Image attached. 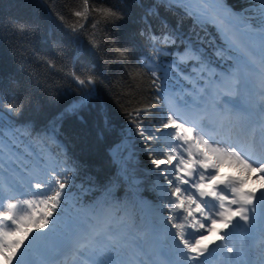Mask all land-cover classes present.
I'll return each mask as SVG.
<instances>
[{
    "label": "trees",
    "instance_id": "1",
    "mask_svg": "<svg viewBox=\"0 0 264 264\" xmlns=\"http://www.w3.org/2000/svg\"><path fill=\"white\" fill-rule=\"evenodd\" d=\"M225 2L237 11L257 3ZM89 5L77 17L85 11L83 0H0V140L31 161H56L55 177L65 182L62 193L75 206L156 199L150 183L153 160L165 158L159 147L165 140L166 86L181 87L201 63L222 72L229 49L219 30L197 22L182 4ZM102 8L123 18L105 20L97 11ZM165 37L175 43H163ZM189 47L199 62L179 61L176 54ZM220 50L226 56L217 55ZM85 97L87 103L76 107ZM9 103L16 106L13 112Z\"/></svg>",
    "mask_w": 264,
    "mask_h": 264
},
{
    "label": "snow or ice",
    "instance_id": "2",
    "mask_svg": "<svg viewBox=\"0 0 264 264\" xmlns=\"http://www.w3.org/2000/svg\"><path fill=\"white\" fill-rule=\"evenodd\" d=\"M161 2L171 5L183 4L185 0ZM208 2L209 0H205V3ZM260 3L262 7L259 9L258 36L260 53L264 60V0H260ZM83 4L85 11H77V17H83L90 9L89 0H83ZM210 4L213 11L227 14L244 28L252 30L249 18L244 13L233 12L225 0H210ZM97 11L105 20L114 22L123 18L122 14L112 8ZM204 12L206 13L207 9ZM203 19L210 17L204 15ZM224 38L229 48L235 47L227 36ZM162 42L174 44L175 40L165 37ZM162 54L169 55L167 52ZM216 54L226 56V50L217 51ZM176 55L182 63L187 60L200 61V56L190 47L185 53ZM193 71L216 74L206 63H201L200 67L194 68ZM240 71L237 63L233 72L222 79L235 80ZM152 76H156L155 71ZM77 80L80 85L86 83L84 79L77 77ZM87 83L94 81L89 78ZM155 86L159 88V85ZM261 89V98L264 100V63L261 65ZM86 103L87 97L76 107H82ZM3 106L0 103V107ZM15 107V104H7L9 112H13ZM163 127L175 130V139L185 146L179 156L174 151L167 156L166 161L153 160L155 168L159 169L162 164L167 163L174 166L175 170L174 177L164 176L171 189L170 195L175 198L169 201L172 204L168 209L170 214L165 215L164 208L161 207L160 215L153 225L157 236L168 240L173 254L179 257L178 260H170L168 264H206L201 257L209 253V245L215 244L217 240L221 242L217 247H222V255L232 253L234 249L229 242L237 234L242 240L252 229L254 222L264 236V120L260 124L259 148L257 149L253 137L247 152L231 145L215 146V142L210 143L206 138L208 133L204 132V127L195 123L189 126L188 122H181L171 110ZM155 131L159 133L161 129L157 128ZM140 135L146 140L152 139L145 131H140ZM173 161H176L175 165ZM225 164L234 168L235 173L224 174L222 168ZM52 179L55 181V187L48 183H35L33 187L37 191L30 193L31 198L15 202L8 200L3 210H0V264H55L51 257L66 246L75 243L87 248L89 241L97 244L118 242L126 230L125 218L117 216L121 206L107 201H101L92 208L81 209L70 219L62 217L59 213L54 216L64 199L62 191L65 182L58 176ZM250 184H258L259 187ZM205 198H210L215 203L210 205ZM18 209L20 210L17 211ZM111 224H123L125 228L105 232L101 227ZM188 229H194L195 233H190ZM229 229L231 230L225 231ZM213 237L215 239H212ZM94 264L105 262L97 261ZM227 264H231L230 258Z\"/></svg>",
    "mask_w": 264,
    "mask_h": 264
},
{
    "label": "rangeland",
    "instance_id": "3",
    "mask_svg": "<svg viewBox=\"0 0 264 264\" xmlns=\"http://www.w3.org/2000/svg\"><path fill=\"white\" fill-rule=\"evenodd\" d=\"M256 2L257 3L251 5L249 9H245L247 11H237L231 8L233 12L244 13V15L249 18L252 27V30L250 31L241 26L235 18L227 14L223 13L224 16L217 13L215 14L208 6V3H205V0H185L182 5L193 15L197 22L200 24H211L221 32L223 38L227 36L234 43L235 47L229 48L228 43L224 38L227 48L229 49V57L231 58L226 64L227 69H224L222 72L210 75L209 73L204 74L203 72L198 73L192 71L181 87L174 88L172 86H166L164 92V99L166 102L165 117H167L171 110L181 122H188L189 126H192L190 122L191 116H186V120H184L175 113L173 108H175L177 104L193 112L196 111L199 113L203 110L207 113L209 108H213L214 104H217L216 100L223 97L222 95L224 92L228 93L231 91L236 93L237 90L235 89H239L240 101H243L244 96H248L242 91L243 89L239 87V85H249L250 80L248 74H252L254 77L260 76L261 78V65L264 63L261 53L259 51L253 52L249 47H254L255 44H260L258 36V30L260 28L259 9L262 5L260 0H256ZM205 9H207L206 13L204 12ZM204 15H207L210 19H203ZM240 31L247 33L244 38L240 35ZM237 63H239L241 71L236 79H222V77H228L229 74L233 72ZM242 77L247 81V84L243 82L244 79ZM191 79H195L192 85L190 84ZM176 83H179V81H176ZM196 83H199L200 86H196ZM217 114L222 115L219 112ZM209 115L210 113H207V116L205 115L203 117L201 123H211L208 120ZM193 118L194 116L192 119ZM242 122H246L244 117ZM201 134L203 135L204 133ZM161 135L165 140L164 144L159 148L161 154H164L163 156H165V158L162 157L157 160L166 161L167 156L171 155L174 151L178 156L183 153L185 146L182 142L175 139V130L166 128L165 133ZM217 143L219 142H215V144ZM0 159H2L1 161L5 165L3 167L0 166V178H9V182L12 185L22 188H34V184L39 182L48 183L52 187H55V181L52 178L55 177V173L57 172L56 165H58V163L56 161L45 160L42 158H34V160L31 161L29 158L18 153L15 146L10 144L7 139L0 140ZM175 163L176 161H173V165H175ZM153 172L152 176L154 177L150 183V189L152 194L156 195V199L148 200L136 197L134 200H122L120 204L121 210L117 213V216L125 218L127 228L119 237L118 242H104L97 244L90 241L87 248L83 245L73 243L72 245L62 248L60 252L51 257L55 264H85L77 257V253L83 250H86V252L89 253L88 256L95 262L103 261L105 264H109L106 262L107 257H111L114 254L118 256L122 251L125 252V256L123 257L125 262H128L131 259H136L139 264H168L170 260H178L179 257L173 254L169 241L158 237L153 228L157 217L160 215L161 207L164 208V214L168 215L170 214L168 209L172 207V204L169 203V201L175 200V198L170 195L171 189L168 187L167 180L164 179L165 175L169 178L175 176L174 166H169L165 163L162 164L159 169L155 168ZM155 175L161 176V183L156 180ZM137 182L138 179H133V181H131L132 184H136ZM45 191H47V189ZM5 194L6 193L3 190V182L0 181V198L5 196ZM62 196L64 199L54 212V216L59 213L62 217L70 219L76 216L81 209L92 208L95 206H75L68 195L65 196L64 193H62ZM28 198H31L30 195H25L22 199ZM207 199L210 200V198ZM8 200L15 202L18 199L7 198V202ZM19 210L20 209L17 211ZM101 227L105 232L114 231L117 228H125L123 224L102 225ZM188 231L193 234L195 233L194 229H188ZM212 239H215V237ZM106 245L109 246V249L102 250L101 246L104 247ZM218 245H221V242L218 240L215 244H210L209 253L201 257V260L205 261L206 264H227V260L230 258L232 264L233 258H231V256L234 257L237 253L235 248L233 247L234 250L232 253H223L222 255L221 253L223 252V249L222 247L218 248ZM70 250H72L71 255L61 258L62 254L70 252ZM219 256L222 257L219 258ZM60 258L61 261L58 262Z\"/></svg>",
    "mask_w": 264,
    "mask_h": 264
},
{
    "label": "bare ground",
    "instance_id": "4",
    "mask_svg": "<svg viewBox=\"0 0 264 264\" xmlns=\"http://www.w3.org/2000/svg\"><path fill=\"white\" fill-rule=\"evenodd\" d=\"M208 6L211 8L210 1L208 2ZM214 13L223 15V13H220V12H217V11H214ZM231 23H233V22H231ZM239 33L242 36V38H244L245 35L247 34L246 32H241V31ZM249 44H251V43H249ZM249 47H250V49H252L253 52H256V51L260 52V44L259 45L255 44L254 47H252V46H249ZM248 76H249V80H250L249 81V85H244V86L243 85L242 86L239 85V87H241L243 89L242 91L248 95V96H244L243 101H240L239 89L236 88L235 89V90H237L236 93L235 92H231V91L228 92V93L224 92L223 95H222L223 97L218 98V100H216L217 104H214L213 108H209L207 110V113H210L211 115H213V114H216V113L219 112L220 114H222V115H219V116H222V117L224 116L231 122V121L235 120V118H237V120H238V118L240 119L241 115L243 114V112H247V113L251 114L250 116H254L256 118L255 130L260 131V124H261L262 120H264V100H262V98H261V94H262L261 78H260V76H255L254 77L252 74H248ZM243 82H245V84H247V81L245 79L243 80ZM173 110L179 116L181 114H185V116L190 117L194 113L193 111L185 109L183 106L178 105V104H177V106L175 108H173ZM238 121L240 122V120H238ZM225 124H226V122H225ZM238 125H240V127H241L240 131H241L243 126L241 124H238ZM225 128H226V131H227V125H225ZM240 131L236 130L234 133H227V135L229 136L230 140H232V138L234 140V138L237 137V136H238L237 139H240L241 138V137H239V136H241L239 134ZM237 134H239V135H237ZM224 136H226L225 133H224ZM234 142L232 144H229V143H227L226 141L223 140V141H221V143L215 144V146H217V147H228V146L231 145V146H235V147L239 148L240 143H237L236 141H234ZM249 142H253V140L252 139L250 141H249V139L248 140H244V141L241 142V145L245 146V148L247 149V148L250 147L248 145ZM256 142H257V146L256 147L258 149L259 148V143H260L259 138L256 139ZM222 172L224 174H227V175H232V174L235 173V169L230 167L229 165L225 164L223 166V168H222ZM254 179H255V177H254ZM0 181H2L4 183H8L9 179L8 178H4V179L0 178ZM250 186H254V187H257V188L259 187L258 184H250ZM25 193H27V192H25ZM24 195L21 196V197H13L12 199L18 198V200H20V199L24 198ZM0 202H2L4 204V207H5V205L7 203L6 197L2 196V198H0ZM210 202H215V201L214 200H209V204H210ZM21 207H23V206H21ZM3 208H1L0 210H3ZM254 228L258 230V226L256 225L255 222L253 223V227H252L251 230H253ZM230 230L231 229L225 230V231H230ZM244 237H245V235L243 236V238L241 240L238 237V234H237V235H234V237H233V239L231 241L235 242L236 248H237V246H241L242 247L243 246ZM238 240H240L239 244H238ZM103 248L107 249V248H109V246L106 245V247H102V249ZM124 256H125V252L122 251L121 254L118 255V256L116 254H114L111 257H107L106 258V262L109 263V264H139L136 259H131L128 262H125L123 260ZM63 257H64V255H63ZM221 257L222 256H219V258H221ZM231 258H233L232 264L233 263L234 264H264L263 257H260L256 261L255 260H251L249 254L247 252H245V251H241L240 254L236 253V255H234V257L231 256ZM214 261H216V260H214Z\"/></svg>",
    "mask_w": 264,
    "mask_h": 264
}]
</instances>
